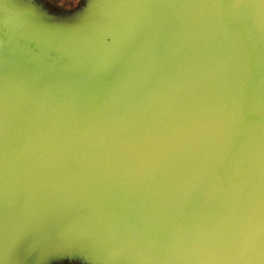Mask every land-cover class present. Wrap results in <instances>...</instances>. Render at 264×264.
I'll use <instances>...</instances> for the list:
<instances>
[{"label":"water","instance_id":"1","mask_svg":"<svg viewBox=\"0 0 264 264\" xmlns=\"http://www.w3.org/2000/svg\"><path fill=\"white\" fill-rule=\"evenodd\" d=\"M89 2L0 0V264H264V0Z\"/></svg>","mask_w":264,"mask_h":264},{"label":"rangeland","instance_id":"2","mask_svg":"<svg viewBox=\"0 0 264 264\" xmlns=\"http://www.w3.org/2000/svg\"><path fill=\"white\" fill-rule=\"evenodd\" d=\"M90 0H32L33 5L39 9L34 11V17L47 20L55 29L70 31L86 23L90 16L92 3ZM26 0H15L14 5H22ZM13 8V6H10ZM14 9V8H13ZM15 10V9H14ZM81 17V19H79ZM79 20V21H78ZM77 27V28H76ZM40 264H100L98 260L80 251L52 254L47 256Z\"/></svg>","mask_w":264,"mask_h":264},{"label":"flooded vegetation","instance_id":"3","mask_svg":"<svg viewBox=\"0 0 264 264\" xmlns=\"http://www.w3.org/2000/svg\"><path fill=\"white\" fill-rule=\"evenodd\" d=\"M1 14H2V12L0 11V34H1L2 30H4L3 26L5 25V23L3 22L4 19L2 18Z\"/></svg>","mask_w":264,"mask_h":264}]
</instances>
